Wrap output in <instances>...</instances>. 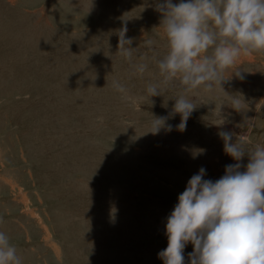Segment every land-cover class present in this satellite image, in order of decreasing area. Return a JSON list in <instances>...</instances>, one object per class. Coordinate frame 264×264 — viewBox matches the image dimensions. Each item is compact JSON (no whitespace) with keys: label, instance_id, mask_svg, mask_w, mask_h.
<instances>
[{"label":"rangeland","instance_id":"1","mask_svg":"<svg viewBox=\"0 0 264 264\" xmlns=\"http://www.w3.org/2000/svg\"><path fill=\"white\" fill-rule=\"evenodd\" d=\"M162 2L0 0V232L21 264H163L167 217L188 180L201 167L218 180L237 163L218 133L264 144V51L224 73L244 76L222 85L242 95V112L218 87L182 93L179 79L148 101L169 50ZM125 24L131 62L117 49ZM181 94L197 105L184 131L172 115ZM151 114L173 130L147 133Z\"/></svg>","mask_w":264,"mask_h":264},{"label":"clouds","instance_id":"2","mask_svg":"<svg viewBox=\"0 0 264 264\" xmlns=\"http://www.w3.org/2000/svg\"><path fill=\"white\" fill-rule=\"evenodd\" d=\"M156 10L162 14L160 26L169 50L156 59L163 79L148 84V101L179 79L182 93L200 87L212 92L218 87L228 97L227 105L244 111L242 95H229L222 86L230 73L241 80L244 76L240 70L227 76L224 73L241 54L264 51V0H180L177 4L163 0ZM127 31L126 24L118 30L117 49L131 62L138 50L129 47L132 38H126ZM209 49L211 55L207 54ZM134 68L143 74L148 65L140 63ZM113 87L126 91L119 81H113ZM174 100L172 115L180 116L175 127L184 131L197 105L185 94ZM151 116L147 133L173 130L169 116ZM218 135L224 142V153L237 163L227 165L218 180L204 179L203 167L188 180L167 217V247L158 253L163 264H185L188 243L193 246L189 264H264V144H248L238 138L233 141L230 131L222 130ZM246 154L248 163L241 171L240 161ZM0 264H21L4 232H0Z\"/></svg>","mask_w":264,"mask_h":264}]
</instances>
